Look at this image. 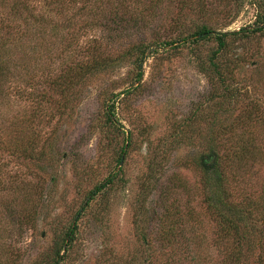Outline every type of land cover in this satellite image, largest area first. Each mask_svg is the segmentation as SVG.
Listing matches in <instances>:
<instances>
[{"label":"rangeland","instance_id":"obj_1","mask_svg":"<svg viewBox=\"0 0 264 264\" xmlns=\"http://www.w3.org/2000/svg\"><path fill=\"white\" fill-rule=\"evenodd\" d=\"M262 12L264 0H0V20L13 26L14 37L0 43L7 76L0 84V264H51L62 246L59 264H177L175 257L193 264L194 254L220 264L200 172L191 163L208 134L211 84L222 93L215 76L198 69L216 42L191 35L201 25L214 32L252 27ZM151 40L174 43L160 44L139 68L137 44ZM227 42L225 56H258L240 76L253 77L245 98L264 101V35ZM101 61L108 62L104 70L81 76ZM70 70L82 77L79 85L51 86ZM135 86L117 99L110 122L105 105ZM155 156L160 169L148 181ZM119 169L113 184L90 196ZM250 174L260 192L264 164ZM177 211L185 256L157 240L163 215L169 212L165 222L173 229ZM73 225V240L65 242Z\"/></svg>","mask_w":264,"mask_h":264},{"label":"trees","instance_id":"obj_2","mask_svg":"<svg viewBox=\"0 0 264 264\" xmlns=\"http://www.w3.org/2000/svg\"><path fill=\"white\" fill-rule=\"evenodd\" d=\"M17 6L24 7L23 9L28 13L29 9L22 5V2L15 1L13 7L16 8ZM12 17L18 20L19 15L12 13ZM8 23L0 20V43L2 47L8 40L12 43L14 41L13 26ZM257 34L264 35V12L258 15V20L252 27L232 32H214L206 25H201L191 35L194 38V42L208 41L212 38L216 42V48L212 51L211 56L198 61V69L207 74L208 78L214 75L222 93L218 95L217 93L220 90L216 89V84H211L209 93L212 94L210 97V102L212 103L205 107L204 114L207 118L208 134L207 136L205 135V140L203 141V150L196 152L197 154L194 155L191 163L200 172V184L206 211L210 221L213 223L211 243L218 249L217 256L220 264H264V184H262L260 192L254 190L250 174V171L255 169L256 166L264 164V101L255 97L252 99L250 97L245 98L244 93L247 94V90H244V87L252 83L253 77L250 75L240 76L245 68L251 67L258 56H225L227 51H229L228 37L249 38ZM3 37L5 38L3 39ZM6 37L8 40H6ZM186 39L188 38H184L182 41H186ZM173 43V40L139 42L135 49L138 67L141 68L147 56L157 53V47L160 44H163L164 47L162 48H165ZM4 50L5 56H10L8 54L10 50ZM0 56H2L1 51ZM1 60L4 61L3 59ZM1 60L0 62H2ZM257 63H259V60H257ZM107 66L108 62L106 61L94 62L86 66L81 76L84 73L93 75L92 73H95V71L104 70ZM2 69L0 67V84L3 82V78L7 77L2 75ZM71 71L57 76L51 82V86H65L64 90L67 91V87L71 88L76 84L79 85L82 77L76 78ZM65 75L67 76L65 77ZM141 76L142 73L140 71L135 82H139ZM61 78H63L62 81ZM137 88L138 86L131 87L115 95L105 105V113L110 122H113L115 102L120 95H127L132 89ZM256 89V86L252 88L253 91ZM241 93L244 94V97H242ZM216 99L219 101H216ZM233 114L235 115L233 116ZM194 116L197 119V114H193L190 118V124L196 122ZM257 125L262 130L254 131ZM255 136L259 139L254 138ZM127 139L126 143H129V137ZM29 144L32 146V142H29ZM21 149V154L28 152L26 144ZM125 154V148H121L120 157L117 160L118 166L122 164L123 155ZM157 157L152 158L148 164V181L154 177L155 173L159 172L160 164L156 160ZM164 158L162 157V160ZM120 172L121 169L96 186L90 196L113 184L117 174ZM1 187L4 189L3 186ZM148 187L147 185L143 186L145 189ZM168 214H165L168 217L163 215L161 221L164 223H162L157 233V240L161 244H174L175 252H181L180 255H184L181 249V244H184L185 241L182 240L184 238L183 230L174 228L175 224H179L180 220L182 221V216L178 211L172 215L170 214L174 217V220L171 223L173 224V229H169L170 222L169 224L165 222L170 217ZM75 230V225L68 228L64 236L65 242H72ZM177 238H180V240ZM141 241L143 245L149 247L150 244L146 234H141ZM61 250H63V246L57 249L51 264H59L63 259L60 256ZM202 254L204 257L208 255L206 252H202ZM175 258L177 264H183L179 262V257ZM204 260L194 254L192 263L204 264Z\"/></svg>","mask_w":264,"mask_h":264},{"label":"water","instance_id":"obj_3","mask_svg":"<svg viewBox=\"0 0 264 264\" xmlns=\"http://www.w3.org/2000/svg\"><path fill=\"white\" fill-rule=\"evenodd\" d=\"M123 160V159H122ZM122 160H121V162H122Z\"/></svg>","mask_w":264,"mask_h":264}]
</instances>
